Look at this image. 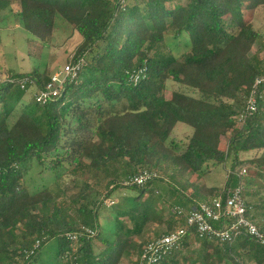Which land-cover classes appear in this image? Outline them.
<instances>
[{"label":"trees","instance_id":"1","mask_svg":"<svg viewBox=\"0 0 264 264\" xmlns=\"http://www.w3.org/2000/svg\"><path fill=\"white\" fill-rule=\"evenodd\" d=\"M121 1L0 0V12L17 8L28 43L49 45L58 20L82 38L72 61L82 62L77 78L45 103L36 96L50 78L39 66L13 72L0 65V264H34L52 240L60 264H146L144 249L186 228L193 207L226 200L238 188L264 236V218L255 214L264 203V101L239 121L264 75V38L254 24L264 0H187L178 7L170 6L174 0ZM23 79L32 84L22 89ZM171 82L178 88L168 97ZM33 87L37 94L25 102ZM180 127L191 130L183 146L172 139ZM250 152L261 155L241 159ZM33 164L53 175L34 192L25 181ZM115 164L123 170L110 180ZM227 164L222 187L200 184ZM82 165L103 175V200L94 202L85 182V192L60 203L64 177ZM145 171L161 176L143 187L124 185ZM178 177L185 182L168 184V200L153 192L160 178ZM120 190L133 200L106 207ZM167 201L169 211L156 207ZM150 225L167 231L140 243ZM184 255L187 264H264V244L244 229L225 243L189 229L159 264H181Z\"/></svg>","mask_w":264,"mask_h":264},{"label":"rangeland","instance_id":"2","mask_svg":"<svg viewBox=\"0 0 264 264\" xmlns=\"http://www.w3.org/2000/svg\"><path fill=\"white\" fill-rule=\"evenodd\" d=\"M187 3V0H174L171 7L183 6ZM16 7H13L12 12L4 11L0 12V65L10 68L13 72H30L33 68L39 66L45 74L50 78L52 75L56 74L69 63H71L75 57V53L78 50L80 44L82 43V38L79 34L75 33L72 28L66 24L64 21L58 20L56 25V30L51 39H49L47 46H42L39 43H28L25 31L19 25L17 18L15 16ZM256 28L260 31L261 35L264 38V12L259 11L255 16ZM254 21V23H255ZM264 40V39H263ZM180 51H175L179 53ZM255 51H253L254 53ZM264 59V52L260 55ZM178 85L171 82L169 84L167 96H170V92L174 89H177ZM35 87L29 88L25 96V102L31 100V98L36 95ZM191 130L186 127H180L174 133L173 140L178 142L183 146L186 136L190 134ZM260 152H250L241 154L242 160H251L260 156ZM116 169L111 170V173L106 175L110 180L115 179L117 174L122 172L120 164H115ZM230 170V165L220 166L214 171L212 175H209L206 178H203L200 181V184L211 186V187H221L227 177V174ZM246 170V176L251 175L252 169L249 167L242 168V171ZM72 172V170H71ZM161 176L158 173V176ZM103 175H98L96 172L91 171L87 166L82 165L78 171H76L71 176H65L61 185L63 188L67 187L68 190L65 194H61L59 201L65 205H69L76 196L81 192L86 191L85 182H88L90 187L87 189L93 201L101 202L104 198V193L108 190L107 185L104 183H99L100 178ZM123 178H120L122 180ZM192 182H195V178H191ZM26 184L29 189L34 192L40 190L41 188L51 185L53 182L52 173L45 171L39 168L36 164H33L29 169V174L26 177ZM185 182L184 178H160L159 181L155 183L153 187V192L156 190L157 193L166 200H168L167 192L169 190V185H174L177 188H180ZM128 193L123 191H118L115 197L106 201L104 204L108 206V202L114 201L115 204L112 206L118 205L120 209V204L126 200H133L134 194H130L129 198H124ZM169 202L167 203H157L156 207L161 210L163 205L166 206V210L169 209ZM122 205V204H121ZM258 210H255L257 215V221H260L264 218V203L261 204ZM107 215V214H105ZM170 215V214H169ZM167 214L166 216L169 217ZM259 224V222H258ZM106 226V225H103ZM166 227H159L156 225H150L144 236L141 237L138 241L140 243L148 237L150 240L158 237L159 235L165 233ZM199 246H197L195 251H199ZM57 241H49L43 250L40 253L39 258L34 262V264H60L57 260ZM197 255V254H196ZM186 255L181 257V264H187ZM196 259L197 256H194ZM64 264V263H63Z\"/></svg>","mask_w":264,"mask_h":264},{"label":"built area","instance_id":"3","mask_svg":"<svg viewBox=\"0 0 264 264\" xmlns=\"http://www.w3.org/2000/svg\"><path fill=\"white\" fill-rule=\"evenodd\" d=\"M121 2L124 3L125 0ZM81 67L82 62L77 64L71 62L65 68L52 75L46 90L40 91L36 96L37 100L45 103L51 96L57 95L59 89L63 88L68 80L77 78ZM138 78L137 76L136 82ZM18 84L24 89L28 84H32V81L23 79ZM259 98L264 101V75L255 80L252 93L246 102L245 112L239 117V121H242L245 116H252L257 112ZM242 174H246V170H243ZM157 177L156 173L145 171L141 175L128 178L124 185L143 187ZM114 204V201L108 202V206ZM249 212L250 209L247 207L239 188L234 190L232 196L226 200L218 197L201 202L198 206L193 207L186 216V228L170 231L151 242L144 249L141 260L146 264H159L170 252L180 247L183 239L188 235L189 229H194L200 238L210 237L223 243L232 241L240 230L244 229L248 234L259 239L264 244V236L258 225L252 220ZM174 213L178 215L185 214L182 208H176ZM86 232L93 235L91 230L86 229ZM70 238L76 240L78 237L70 235Z\"/></svg>","mask_w":264,"mask_h":264},{"label":"crops","instance_id":"4","mask_svg":"<svg viewBox=\"0 0 264 264\" xmlns=\"http://www.w3.org/2000/svg\"><path fill=\"white\" fill-rule=\"evenodd\" d=\"M254 24H256V21H255V23ZM214 171H216V170H214ZM214 171H212L209 175H212L213 173H214ZM209 175H207V177L209 176ZM206 178V177H205ZM223 186V185H222ZM221 186V187H222ZM207 187H209V188H211V186H207ZM213 188V187H212Z\"/></svg>","mask_w":264,"mask_h":264}]
</instances>
